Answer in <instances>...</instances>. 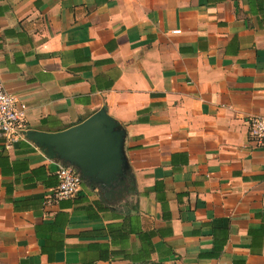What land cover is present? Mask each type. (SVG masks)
<instances>
[{"label":"crops","instance_id":"1","mask_svg":"<svg viewBox=\"0 0 264 264\" xmlns=\"http://www.w3.org/2000/svg\"><path fill=\"white\" fill-rule=\"evenodd\" d=\"M0 82L26 106L0 140V264H264V0H0ZM99 110L123 185L55 200L68 164L23 133Z\"/></svg>","mask_w":264,"mask_h":264},{"label":"water","instance_id":"2","mask_svg":"<svg viewBox=\"0 0 264 264\" xmlns=\"http://www.w3.org/2000/svg\"><path fill=\"white\" fill-rule=\"evenodd\" d=\"M45 150L49 159L57 158L73 169L79 177L101 187L122 186V132L99 110L85 120L56 133L24 132Z\"/></svg>","mask_w":264,"mask_h":264},{"label":"built area","instance_id":"3","mask_svg":"<svg viewBox=\"0 0 264 264\" xmlns=\"http://www.w3.org/2000/svg\"><path fill=\"white\" fill-rule=\"evenodd\" d=\"M26 106L17 97L7 93L0 82V140L4 151L12 148L18 141L23 129ZM247 137L259 147L264 146V117H250L246 121ZM57 184L53 192L55 200L73 197L78 189V174L68 166L56 171Z\"/></svg>","mask_w":264,"mask_h":264}]
</instances>
